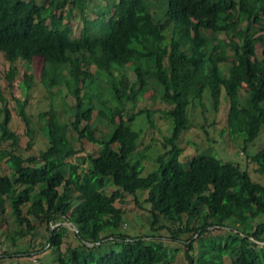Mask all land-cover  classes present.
<instances>
[{
    "label": "trees",
    "instance_id": "1",
    "mask_svg": "<svg viewBox=\"0 0 264 264\" xmlns=\"http://www.w3.org/2000/svg\"><path fill=\"white\" fill-rule=\"evenodd\" d=\"M104 1L106 6L96 10L94 0H49L47 5L0 0V53L11 64L7 88L16 89L28 132L25 109L37 72L47 92L58 88L76 99L67 119L68 111L60 114L55 107L40 115L48 148L26 158L18 151L20 138L11 128L0 77V149L9 146L13 172L0 174V195L11 201L17 235L46 227L43 250H53L56 264H169L167 243L156 234L168 227V242L186 247L187 264H264V185L240 165L214 155H199L184 165L178 145L190 127V107L204 106L208 95L216 110L228 103L225 131L241 138L245 150L260 137L264 0ZM75 13L83 22L78 36L72 35ZM258 44H263L261 54ZM19 60L26 70L15 66ZM149 93L170 107L166 116L172 129L157 169L144 177L143 159L132 157L141 135L131 125L146 114L155 128L153 113L145 109L132 115L127 107ZM71 129L82 142L100 147L97 156H89L88 170L72 162L83 150L70 139ZM250 162L264 176V148ZM111 185L117 191L109 195ZM72 190L80 196L78 205ZM139 192L148 193L153 233L132 236L124 231L125 211L118 203L125 194ZM67 223L80 244L63 253ZM217 231L228 236L207 237ZM196 242L201 246L197 257Z\"/></svg>",
    "mask_w": 264,
    "mask_h": 264
},
{
    "label": "rangeland",
    "instance_id": "2",
    "mask_svg": "<svg viewBox=\"0 0 264 264\" xmlns=\"http://www.w3.org/2000/svg\"><path fill=\"white\" fill-rule=\"evenodd\" d=\"M49 0H38L40 5H47ZM95 9L99 10L106 6L104 0H94ZM71 19V25L73 36H78L82 28L83 22L78 13ZM93 17V16H92ZM224 38V37H223ZM258 54H261L263 50V44L257 46ZM24 70V62L18 61L15 65ZM11 64L5 61V57L0 53V77L2 78V85L6 89L5 96L8 101V107L12 113L11 128L19 136L20 145L18 151L21 155L28 158L31 156H39L42 151L48 148V137L43 130L44 123L40 119V115L49 111L52 107L58 110L60 114L68 111V114L64 115V118H69V108L76 104V99L68 94L65 90L62 92L58 88L53 89L50 92L42 86L40 83L39 72L36 74L35 88L30 92V101L27 105L25 112L31 120V133L28 132L25 121L23 120L18 106L16 98L18 94L16 89L7 88L8 82L5 78ZM94 71V68H91ZM29 72V71H28ZM31 74V72H29ZM131 81L136 80L135 73L130 70L129 72ZM208 93V92H207ZM206 93V94H207ZM149 93L146 95V99L140 100L137 104H129L127 109L129 113L137 114L141 110H151L153 113L154 125H150L149 119L146 114L138 116L132 123L131 127L134 131H137L141 135V142L138 150L132 155L133 158L143 159L142 175L146 177L155 169H157L156 160L163 151V144L165 138L170 136L172 124L169 122L166 116V112L170 109L160 99L153 101L150 99ZM2 102L0 101V119L4 118V114L1 112ZM89 104H86V108H89ZM227 112L228 103L223 102L221 109L216 110L212 105V100L208 96L204 101V106L200 103L190 107L189 121L190 127L188 131L184 132L181 136L178 145L182 149V153L179 157L181 163L186 165L194 157L199 155H214L217 156L224 163H232L240 165L243 170L249 172L252 180L264 185V176L256 172V167L250 162V159L257 155L264 148V128L260 137L252 145H249L245 150V146L241 138L233 137L225 130L227 129ZM97 112L93 114L96 118ZM86 123L82 125L85 127ZM70 139L76 144L79 150H83L80 157L72 160L73 163L81 165L84 169L88 170L90 167V157L97 156L100 151L98 145L91 144L87 141L82 142L80 136L74 130H70ZM10 150L8 145H5L0 149V174L12 176L13 172L8 166L9 156L7 152ZM39 189L35 192L37 193ZM117 191V188L113 185L109 187L107 193L112 195ZM65 188H60V193L64 194ZM70 194L75 198V204L80 203V196L75 191H70ZM148 193L139 192L137 196L125 194L123 202L118 203V207L125 211V228L124 231L132 236L135 235H149L153 232L150 227V204L147 202ZM70 227L63 239L61 251L66 253L69 248H77L79 246V240L74 234L73 227L67 223ZM168 225L167 223H163ZM162 224V225H163ZM170 226V225H168ZM54 231L56 226H52ZM24 232L28 229L26 226L23 228ZM19 231V225L16 222L14 212L12 210L11 201L6 196L0 195V264H56L54 252L51 249L43 250V245L46 244L45 235L46 227H38L36 231L27 232V235L22 237L17 235ZM215 231V230H214ZM157 236L163 239L167 244V251L170 255L169 264H187L185 260V253L187 251L183 244L173 243L171 240V231L168 227L158 229ZM226 237L228 234L224 232H214L208 234L207 237ZM14 238V239H13ZM199 242L195 243L194 256H198L200 249ZM17 254V255H16ZM12 255V256H9ZM225 264H228L226 261Z\"/></svg>",
    "mask_w": 264,
    "mask_h": 264
},
{
    "label": "water",
    "instance_id": "3",
    "mask_svg": "<svg viewBox=\"0 0 264 264\" xmlns=\"http://www.w3.org/2000/svg\"><path fill=\"white\" fill-rule=\"evenodd\" d=\"M71 226H73V225L71 224Z\"/></svg>",
    "mask_w": 264,
    "mask_h": 264
}]
</instances>
